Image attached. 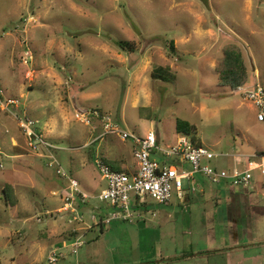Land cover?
Segmentation results:
<instances>
[{"label":"rangeland","instance_id":"1","mask_svg":"<svg viewBox=\"0 0 264 264\" xmlns=\"http://www.w3.org/2000/svg\"><path fill=\"white\" fill-rule=\"evenodd\" d=\"M227 44L247 67L236 91L217 83ZM255 84L264 87V0H0V92L19 102L0 108V264H264V173L246 186L197 173L184 200L147 199L149 211L102 225L110 210L93 199L76 205L79 216L63 210L67 182L18 124L37 122L65 172L95 194L105 182L94 160L133 167L132 145L76 113L98 111L138 136L152 131L161 146L195 138L226 156L212 166L230 170L246 163L232 155L264 152V122L243 97ZM178 119L194 131L178 134Z\"/></svg>","mask_w":264,"mask_h":264},{"label":"built area","instance_id":"2","mask_svg":"<svg viewBox=\"0 0 264 264\" xmlns=\"http://www.w3.org/2000/svg\"><path fill=\"white\" fill-rule=\"evenodd\" d=\"M26 63V62H25ZM244 100L248 101L255 109L256 121L264 122V87L260 84L253 85L244 92ZM18 106V100L3 98L0 92V108L6 106ZM75 118L82 124L90 125L93 120H99L107 133L115 134L122 142H130L132 145L131 155L134 166L125 170L112 168L101 158L94 160V168L99 173L105 186L99 193L88 194L82 191L79 183L69 173H66L61 166L56 152L60 148L45 140L37 132L36 124L29 117L22 116L18 119V124L27 138V145L30 149L45 154L48 166L54 170L58 177L67 182V193L63 195V210L76 213V205L85 203L90 199L94 202L105 204L110 212L105 219L101 220L102 225L109 224L113 220H130L134 217V206L148 204L147 199L157 204H168L173 196L178 200H184L187 195L197 191L194 186L193 176L197 173L202 174L209 183L221 184L230 183L235 185H249L254 172L264 173V153L256 152L245 156L241 154L232 155L233 158H245L244 166L233 167L230 170L218 169L210 164V161L226 157L222 154H215L201 145L192 143L188 138L180 137L170 145L161 146L158 144L152 131H148L142 136L126 133L118 128L110 126V117L100 114L98 111L76 113ZM165 157L177 160V164H166L159 162L157 157ZM190 167V169L185 168ZM2 165H0V168ZM92 201V200H90ZM80 220L75 217L74 220ZM93 221L95 217L92 216ZM82 236L72 239V253L77 254L81 248ZM48 262L54 263L57 258L51 254Z\"/></svg>","mask_w":264,"mask_h":264},{"label":"trees","instance_id":"3","mask_svg":"<svg viewBox=\"0 0 264 264\" xmlns=\"http://www.w3.org/2000/svg\"><path fill=\"white\" fill-rule=\"evenodd\" d=\"M115 45L121 50L133 52L134 44L127 41L118 40L114 42ZM170 50L173 51L172 42L170 43ZM169 71L168 68L165 71ZM217 83L221 87L228 88L230 91H236L243 88L248 81L247 67L244 62L243 53L241 48L236 44H227L222 48V58L216 67ZM152 79L165 81L167 78L161 74L152 73ZM175 130L178 134H190L194 131V127L187 121L176 120ZM191 142L200 145L195 138H191ZM264 153V152H263ZM105 162V161H104ZM107 164H110L107 162ZM111 165V164H110ZM116 165H112L113 168ZM117 168V167H115ZM119 170V169H118ZM125 170V169H121ZM60 178V177H59ZM7 200V199H6ZM135 211L147 212L149 211L148 204H137L134 206Z\"/></svg>","mask_w":264,"mask_h":264},{"label":"crops","instance_id":"4","mask_svg":"<svg viewBox=\"0 0 264 264\" xmlns=\"http://www.w3.org/2000/svg\"><path fill=\"white\" fill-rule=\"evenodd\" d=\"M226 184H230V183H226ZM231 185H233V184H231ZM235 185V184H234Z\"/></svg>","mask_w":264,"mask_h":264}]
</instances>
